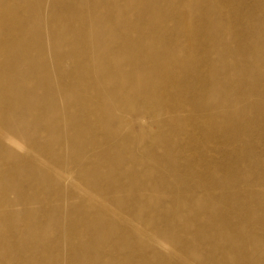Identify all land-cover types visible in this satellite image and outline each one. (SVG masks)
<instances>
[{"label": "bare ground", "instance_id": "bare-ground-1", "mask_svg": "<svg viewBox=\"0 0 264 264\" xmlns=\"http://www.w3.org/2000/svg\"><path fill=\"white\" fill-rule=\"evenodd\" d=\"M248 7L244 0H0V264H139L137 258H152L142 252L146 248H172L173 264H195L190 245L200 240L214 246L221 240L233 247L246 243V261H258L254 256L260 241L247 237L243 229L264 230V220L248 212L244 219L239 216L250 208L244 201L252 191L236 192L233 203L228 201V193L237 187L225 186L234 170L230 164L224 180L201 183L200 192L197 187L187 191L192 204L197 197L216 200L238 220L215 216L210 206L204 210L203 225L193 224L194 241L182 237L180 250L171 247L170 241H179L169 219L163 229L148 218L159 201L156 194L173 195L160 203L169 208L179 205L180 190L169 182L160 186L137 181L142 174L153 175L151 164L168 171L170 167L180 178L186 150L173 149V141L189 121L204 117L202 129L209 141L222 134L238 145L235 163L247 134L259 131L256 120L245 119V114L262 101L251 99H263L264 93L254 89L253 98L229 100L235 85L229 72L213 83L207 72L214 63L213 49L223 40L214 41L213 48L203 46L219 10L225 21L241 22L233 25L235 52L252 58L260 49L253 44L259 33L242 22L253 21V11L264 10V0H249ZM194 11L199 17L192 16ZM250 11L251 18L241 21ZM179 34L191 50L202 52L201 59L194 60L190 52L178 55L184 50ZM177 81L181 85L176 90ZM181 93L189 95V103L181 100ZM215 93H223L226 101H204L205 95ZM240 104L241 114L235 115ZM186 110L187 117L182 114ZM255 114L264 119V111ZM226 115L228 119L218 124ZM147 121L157 131L144 127ZM169 122L172 135L165 130ZM20 132L30 136L28 150L47 162L26 166V174L32 171L38 177H21L20 164L10 154L12 148H25L14 137ZM259 141L264 146V135ZM159 147L161 154L155 151ZM195 169L196 165L183 171L191 176ZM208 169L214 173L213 165ZM195 173L203 176V171ZM70 189L71 203L63 206ZM49 194L57 196L53 207L48 206ZM32 202L38 206L32 207ZM130 224L135 230L127 229ZM215 225L220 230L213 229Z\"/></svg>", "mask_w": 264, "mask_h": 264}, {"label": "rangeland", "instance_id": "rangeland-1", "mask_svg": "<svg viewBox=\"0 0 264 264\" xmlns=\"http://www.w3.org/2000/svg\"><path fill=\"white\" fill-rule=\"evenodd\" d=\"M244 5L246 6V9H250L248 7L249 0H244ZM208 7L209 5H206V8ZM182 9L184 10V8ZM243 9L244 11H246L245 8H240L239 10L241 11ZM218 11L213 14L214 16L211 19L209 25L210 28L207 30V32H205L204 35L207 38L208 43H206V45L204 44L203 46L207 48H213L212 44L214 41L223 40L221 45L215 47L213 49L214 53L211 54V59L214 63L213 66H208V81L210 83H213L215 82V79H218V77L223 78V73L229 72V75L231 77H229L230 82H233L235 84L234 87L231 89L230 97L228 98L229 100L231 99L239 101L240 98L245 96L253 98L254 95L252 93L254 89L258 90L255 92L264 93V37H261V35L264 34V10L258 12L253 11V21H251V19L248 22L246 21V19H248L249 17L251 18V11L248 12L249 15L244 14V18L240 19L241 21H246L242 22V24L247 25L249 29H251V31L259 33L257 37L255 36L256 38L253 39V44L258 46L260 49L253 54L252 58H249L248 55L243 54V52H235L237 47L236 44L232 41L234 33L233 25H240L241 22L238 20L229 23L225 21L224 18H222L224 17L223 15H221L220 17L218 16ZM199 15L200 12L198 11H194L192 14V16L194 17H199ZM173 32L177 33L178 30L174 29ZM181 35L183 34H179V38L184 44V50H182V52H179L178 55L184 57L190 52L194 57V60L201 59L200 57L202 52L191 50L192 46L185 40L184 37H180ZM199 35L201 34L199 33ZM227 48L232 51H229ZM220 55H223V57H221ZM50 56L51 55H49V57ZM247 59L248 62H246ZM240 62L243 64V66L238 65ZM194 68H196V66ZM223 82H226L225 84H227L228 80ZM180 85L181 84H179V82L176 83L174 89H179ZM222 94L223 93L210 94L209 96L205 95L204 101L207 102L209 105L223 103L224 101H226V98ZM181 96H184L183 98H181V100L186 103H189V95L187 93H181ZM172 100L173 99L171 95H169V107H172L174 105ZM251 100H253V102H255L256 100H262L257 108L245 114V119L256 120L255 123L259 131L252 132L250 133V135L247 134V137L245 138L246 143L243 146L244 149L242 148L241 151L242 156L240 157L238 163H235L238 160L237 155H239L236 152V148L238 147V145H236L235 143L232 144L231 142H228V140L222 134L215 135L212 140L209 141L207 139V133L204 132L202 129L204 121L206 119L204 117H200L196 122L189 121L187 129L180 131L179 135L175 137L173 141V149L175 147L178 148V146H180L181 148L186 150L183 158L181 159L183 168L181 167L179 171L183 173H179L180 178L176 179L174 177L173 172L170 170V167L168 171V168L166 166L151 164L150 168L153 170V175L148 176L145 173L137 179L138 182H150L159 184L160 186L163 184H168L169 182L170 187L174 186L180 190L178 191L180 193L178 194L180 200L179 205L174 207L169 206V208H162L160 203L161 201H170L173 195L169 194L168 196L167 194L164 195L162 193L156 194V197H158L159 201L157 204H155L154 206H152V208L149 209L150 211L155 210L152 213L153 216H148V218L153 220V224L155 223L163 229H165V225L163 223L164 220L169 219V228L174 229V231H172V234L179 241V243H177L176 240L170 241L169 238V241L172 244L171 247H173L175 250L181 249L182 242L180 239H182V237H184L186 240H189L190 242L194 241L193 233L195 226L193 224H196L197 226L203 225L201 223L205 222L207 219L204 210H206L210 206H213L216 212L218 213V215L215 214V216H220L222 219L227 220L226 216L229 215V217H232L236 222L237 214H234L228 210L227 212H225V208H223L224 204H218L216 203V200H213V202L211 203L203 200H198V197L196 198V202L192 204L193 202L191 201L190 197L192 195L187 191L191 187H197L196 190H199L200 192L201 188L198 186L201 183L205 184L207 182H211L217 179L224 180L222 174L227 172L229 164L231 169L234 170L233 172L230 171L232 172V174L228 177L227 181L229 183L227 182L225 186L236 185L237 187L234 191L228 193V196H230L228 201L233 203V200H235V197L239 194L237 193L236 195H234L236 192H241V194H247L248 191H252L253 193L249 195L247 199L242 197L243 199H245L244 202L249 205L250 208L246 211H242L239 216L244 219L245 215L247 214L246 212H248L249 214H251L253 219L264 220V151H262L264 146L259 141L260 138L264 135V119H256L257 117L255 116L257 115L255 113L264 111V97L263 99L253 98ZM242 106H244V104H240L236 107L234 111L235 115L241 114ZM182 114L187 117L189 111L186 110ZM227 119V115L221 116L218 118L217 123L222 124ZM147 122L144 124V127H151L153 131H157L156 126L151 125L149 121ZM173 129L174 127L172 122H169L165 126V130L168 134L172 135ZM14 134V137L19 140V142L25 144V148L22 150L14 148L10 149L11 156L20 164V169L18 171L19 175L21 177L26 175L38 177L32 171H30V174H26V166H31L34 162H36L37 164H47V162L34 149L28 150V139L30 138L29 135L22 132ZM222 145L224 146V148L217 149L219 146ZM155 151L160 154L163 153L160 147L158 149L155 148ZM225 151L229 153H226ZM173 161L174 160H172V162ZM208 164L213 165L214 173L211 169H208ZM194 165H196L195 172L203 171V176H200V174H196L195 172H193L191 176L185 175L186 172H184L183 169H187L189 166L191 168H194ZM240 167L243 169V171L242 169L239 170ZM71 193L72 191L70 189L67 192V195H65V199L61 201L63 202V206L64 203L65 206L70 205L71 200L69 196ZM8 195L13 197V195L7 192V196ZM199 197L202 199L201 194L199 195ZM56 202L57 196L55 194H51L49 197L48 206L53 207ZM31 206L37 207L38 205L32 202ZM14 207L15 209L20 208V206ZM239 216H237V220ZM126 227L130 231L135 230L132 224H130L129 226L126 225ZM213 229L220 230V227L215 225ZM229 231V233L233 232L232 230ZM243 233L246 234L247 237H256L260 241L258 249L255 250V256H253H257L258 259L257 262L255 261V264H264L263 227L255 226L249 228L248 230L243 229ZM259 235H261V237ZM160 237H163V235H160ZM220 242V245L216 244V246L206 242L205 240H200L198 241V243L195 244L192 243L190 247L193 248L196 254L195 264H252L250 260L246 261L245 258V254L250 252L248 251L249 246L246 245V243L243 244L240 242V246L233 247L231 245H228L229 242L227 243L226 240H221ZM214 247H216L217 249H214ZM152 251V248L143 249L142 252L147 255H151L152 258H150V260L146 262L137 258L138 263L173 264L174 260L172 259L173 257H175L176 254L172 250V248L169 249V252L164 249H158L154 252ZM118 264H122V261H119ZM174 264H177V262Z\"/></svg>", "mask_w": 264, "mask_h": 264}]
</instances>
